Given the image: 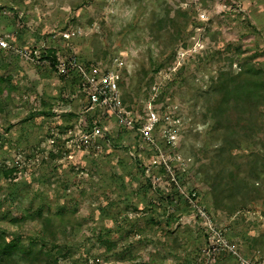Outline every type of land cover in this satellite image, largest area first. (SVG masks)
Segmentation results:
<instances>
[{"label":"rangeland","instance_id":"obj_1","mask_svg":"<svg viewBox=\"0 0 264 264\" xmlns=\"http://www.w3.org/2000/svg\"><path fill=\"white\" fill-rule=\"evenodd\" d=\"M65 29L75 36L63 40ZM0 36L88 67L118 58L123 108L137 126L154 113L157 146L86 109L70 77L0 49V76L10 77L8 95H0V228L27 244L39 220L10 216L38 209L50 216L59 247L48 250L65 251L56 264H238L224 250L208 257L205 229L163 159L177 184L197 191L241 258L264 259L262 161L234 153L239 180L220 210L199 172L216 143L203 117L215 98L206 94L212 80L245 59L264 67V0H0ZM5 168L16 171L4 177ZM172 204L176 221L164 213Z\"/></svg>","mask_w":264,"mask_h":264},{"label":"trees","instance_id":"obj_2","mask_svg":"<svg viewBox=\"0 0 264 264\" xmlns=\"http://www.w3.org/2000/svg\"><path fill=\"white\" fill-rule=\"evenodd\" d=\"M40 57L48 60L49 66L56 70L54 65L57 59L54 50L44 49ZM60 76L65 77L63 74ZM67 77H70V82L77 84L79 88L78 78L74 74ZM9 79V76H0V95L5 93L8 95ZM207 93H214L215 98L213 102L208 101L204 106L203 117L211 120L209 130L216 143L207 156L208 167L200 166L199 172L202 173V181L209 188L212 207L220 210L225 207L224 199L235 188V180H239V164L233 159L234 153L242 150L250 156L253 164L261 160L264 165V67L245 59L239 64L236 72L220 70L206 90ZM94 113L96 116L98 109L94 110ZM93 123V126L97 125L96 122ZM228 163L232 164L231 167L226 165ZM214 165L218 168L215 169ZM210 166L214 168L212 172H209ZM14 171L15 168H5L2 169V174L8 177ZM260 171H264V168ZM254 173L255 177H258L259 171L255 170ZM161 198L167 197L161 195ZM164 213L166 217L176 221L174 214L168 212L167 208ZM29 216L38 219L41 226L37 235L28 237L27 244L21 236L9 234L0 228V264H20L14 258L15 255L26 262L25 264H56L58 255L65 256V251L54 249L56 255L52 256L48 250V246L59 247L55 243L56 236L52 230L50 216L42 215L38 209L19 217L10 216V221L20 222ZM101 241L107 244L109 249L110 242L104 238ZM44 246L46 249H43Z\"/></svg>","mask_w":264,"mask_h":264},{"label":"built area","instance_id":"obj_3","mask_svg":"<svg viewBox=\"0 0 264 264\" xmlns=\"http://www.w3.org/2000/svg\"><path fill=\"white\" fill-rule=\"evenodd\" d=\"M63 40H69L75 36V32L68 29L59 33ZM0 48L10 50L17 54L19 57L33 63V64H47L49 61L41 59L39 49H19L15 48L5 36H0ZM55 69L66 76L74 74L78 78L79 89L83 93L87 107L86 109H98L102 116H109L114 120L116 125L124 129L136 130L140 136H143L144 140L150 142L157 148L156 144L152 142L151 133L153 126L156 122V117L153 112L148 114V118L145 124L135 125L133 115L128 110L123 108V104L120 97L119 82L121 81L120 62L118 58H113L107 66H84L74 55H68L61 59L56 55ZM74 72V73H70ZM172 137V136H170ZM162 165V169L166 174L170 176L171 181L174 183L177 189L178 195H180L188 206L191 208L192 213L202 223L205 229L208 242L207 254L213 256L215 253H222L224 250L227 253L235 255L238 264H264V259H256L250 261L241 258L236 250L230 244L226 231L223 228H219L213 221L208 209L199 202V194L196 190H186L179 184L175 178H173L170 167L163 159L158 161ZM160 180V176H153L151 183H155ZM174 203V201H173ZM173 204L168 212H172ZM223 251V252H224Z\"/></svg>","mask_w":264,"mask_h":264}]
</instances>
